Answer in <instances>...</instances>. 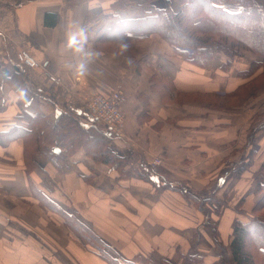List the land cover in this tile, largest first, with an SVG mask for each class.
Masks as SVG:
<instances>
[{"label": "crops", "instance_id": "0c3cea01", "mask_svg": "<svg viewBox=\"0 0 264 264\" xmlns=\"http://www.w3.org/2000/svg\"><path fill=\"white\" fill-rule=\"evenodd\" d=\"M139 1L0 0V253H16L1 264H61L39 256L59 251L42 242L49 237L41 231L42 216L26 222L21 211L5 207L8 202L37 208L51 203L60 212H47L50 230L63 228V213L73 216L123 260L140 257L142 263L134 264H185L195 255L202 264H219L222 255L232 264L231 226L247 220L261 197L255 194L254 174L264 163V91L222 110L172 98L177 93L236 95L261 75L260 69L248 71L259 58L234 69L219 52L200 68L149 33L129 34L124 41L144 48L139 70L129 58L96 50L98 39L117 21L167 7ZM166 1L171 10L179 9L177 2ZM256 2L264 13V0ZM224 8L239 11L235 3ZM46 13L54 15L53 26L44 25ZM20 50L38 67L18 64ZM120 82L126 93L125 126L116 133L99 128L86 103L93 93L107 95ZM60 113L104 137L119 158L115 167L93 162L83 150L66 154L52 147L49 156L36 142V151H30V137L16 135V127L28 128L31 115H42L53 126ZM156 158L162 161L158 166ZM63 229L72 239L63 250L79 259L87 246Z\"/></svg>", "mask_w": 264, "mask_h": 264}, {"label": "trees", "instance_id": "16d2710c", "mask_svg": "<svg viewBox=\"0 0 264 264\" xmlns=\"http://www.w3.org/2000/svg\"><path fill=\"white\" fill-rule=\"evenodd\" d=\"M176 1L179 4L176 12L167 6L153 10L141 19L117 21L110 29L104 31V35L98 39L99 42H124L129 34H157L174 51L188 57V60L197 66L204 67L217 53L228 52L227 48H229L232 50L229 51L230 53L248 51L259 58V61L251 64L250 72L259 69L264 71V13L256 0ZM225 3L239 5V11L234 13L227 11L224 8ZM54 21L52 13L44 15V25L53 26ZM31 117L32 120L27 123L28 128L16 127L17 136L30 137L29 139L33 141L29 145V147L32 145L33 149L27 148L30 151H36L37 142L40 152L49 156L53 154L50 148L55 147L62 149L66 154L83 150L84 156L89 157L93 162L110 165L112 168L119 162V158L111 152L104 137L96 133L91 134L70 115L58 114L53 126H49L42 115H31ZM255 194H261V197L253 206L250 217L245 221L236 220L231 226L228 247L232 264H251L252 254L249 246L256 250L264 262V220L255 215L258 211L264 210L262 178L257 181ZM45 206L51 211L60 212V209L51 203H46ZM62 218L81 243L92 248L98 257L108 264L136 262L137 257L128 261L118 257L112 247L73 216L63 213ZM106 251L116 257L108 255ZM184 263L202 264V261L195 255L186 257Z\"/></svg>", "mask_w": 264, "mask_h": 264}, {"label": "rangeland", "instance_id": "374dc122", "mask_svg": "<svg viewBox=\"0 0 264 264\" xmlns=\"http://www.w3.org/2000/svg\"><path fill=\"white\" fill-rule=\"evenodd\" d=\"M137 1L140 2L139 0H137ZM142 1L145 2V0H142ZM154 1L165 2L167 4V6L170 9H172L170 7V3L167 2L166 0H154ZM172 2L176 3L177 1L176 0H172ZM175 3H174V6L172 5L174 8H175ZM173 12H175V11H173ZM101 20H102V18L98 19L97 23L98 22L100 23ZM96 24L94 25V27L97 26ZM158 37L163 40V38L161 36L158 35ZM225 47H227V46H225ZM97 49L100 50L101 52L112 54V55H114L116 57H120L122 59L123 58H129L132 63H134V64L137 63V69L138 70L141 68V67H138V62L141 61L143 56L145 55L144 52H143L144 48H141V46H139L138 42L137 43H132V44H127V45H125L124 42H101V43H99L96 46V50ZM227 49L230 52L232 51L229 48H227ZM229 51L228 52H220V53H222V54H224L226 56L228 62L229 61L231 62L230 64L229 63H227V64L233 65L234 69H235V66L236 67H242L241 65L245 66V63L248 60H249V64L248 65H250L252 59H255L254 55L252 53L248 52V51H239V52L237 51L236 53L234 52V54L230 53ZM176 55L179 56L180 58L188 59V57H186V56H184L182 54L177 53ZM226 66H228V65H226ZM198 67H200V66H198ZM200 68H202V67H200ZM249 69H250V67L248 66V71H249ZM149 71H156V70L155 69H150ZM253 72H255V71H253ZM155 73L158 74L157 72H155ZM117 84L121 85V87H122L121 89H123V93H124V96H125L124 97L125 100L123 102V104H124L125 101H126L125 89L123 87L122 82L117 83ZM115 86H114V88H115ZM159 89H161V88H159ZM261 91H264V71H261V75H259L258 78L253 80V82L250 85H248L245 88H243L241 90V92L237 93L236 95H235V93H232L231 95L223 94L222 96L219 95L220 97L219 96L214 97V96H207V95L203 96V95H198V94H196V95L195 94H192V95L191 94H183V95H181V94L177 93L178 97L176 99L172 98V100L179 101V102L200 101L202 103H209L212 108H216L218 110H222V109L229 108V107L239 106L241 101L242 102L245 101L246 98L247 99H250V98L257 99V94L260 93ZM93 94H96V93H93ZM98 94H100V93H98ZM159 94H160V97L163 98V99H164V96H166V93L163 90H160ZM170 102H173V101H170ZM123 104L118 107V111H120L121 116H122V119H121V122L123 123V129H121L122 131L124 130V126H125V116H124V112H123ZM101 127H105V126H103V125L99 126V128H101ZM109 131H113V130L109 129ZM122 131L119 132V133H122ZM155 160L159 161L158 165H160L161 162H162L161 159L156 158V159L153 160V163H154ZM154 166H156V165H154ZM259 170L260 171H258L256 174H254V179H255L256 182L258 180H261V178L264 180V169H259ZM8 203L9 204L5 205V207L8 206L9 210H15V211H12V212H20L21 211V214H24V216H25L24 220L26 222L30 221L29 218L32 215H35V216L38 215L39 216V214H40L42 216V218L44 220V228H41V231H43V233L47 232L48 235H49V237H43L44 239H42V242L44 243L45 241L48 240L52 244L58 246L56 248L60 251V252L59 251L55 252L53 249L50 251V253L49 252H45V251H41L39 256L42 257V259H46V260L51 261V262L52 261H57L58 263L60 262L61 264H69L70 260H72L74 264H81V263H84V264H108L104 259L98 257V255L94 252V250H92V248H87L85 245L84 246L86 248L83 247L85 250L82 248L81 249L82 253L78 254V255H80V256H78L79 259H77L75 257V253L76 252H72L71 250L64 251L63 250V246L67 245L68 243H70L72 239L68 235L67 236L64 235L65 230L63 228H64V226L66 228H68L69 230H70V228L68 226H66V224L64 223V219H62L63 223H64L63 228L59 229V228H57V227L55 228L53 226V229L50 230L49 229L50 226L47 227L48 223L46 222L45 216L48 217L49 213L52 212V211L50 209H48L47 206H45L44 204H39L38 207L41 209L40 210L37 207L31 206L27 202H25V204L22 203V202H18V203L8 202ZM43 212H44L45 215L43 214ZM47 212H49V213H47ZM255 215L257 217H259V218L260 217L263 218V220H264V217H262V215H264V210L258 211L257 214H255ZM37 222L38 221L36 220L35 221V225L37 224ZM35 229L38 230L37 228H35ZM73 236L83 246L81 241L75 235H73ZM56 239L58 241L57 244L55 243ZM45 246L47 247L46 244H45ZM60 247H61V249H59ZM249 249H250V253L252 254L251 264H263L264 263L263 262V258L256 252V250L253 247H251V246H249ZM26 253H27V255H29L30 251L26 250ZM106 253L108 255L112 256V257H116L114 254H112L109 251H106ZM116 254H117L118 257L122 258L119 253H116ZM13 256H16V253H14L12 255H9V257H8L7 252H3V255L0 253V260L6 262L5 261L6 259H10V261H11L14 258ZM221 258H222V261H220L219 264H230V262H227L225 260L224 255H222ZM140 259H141L140 257H137L136 261L139 263ZM10 261H8V263H10ZM140 263H142V261ZM13 264H16V263L14 262ZM24 264H28L27 260L25 261Z\"/></svg>", "mask_w": 264, "mask_h": 264}, {"label": "built area", "instance_id": "2783aa9c", "mask_svg": "<svg viewBox=\"0 0 264 264\" xmlns=\"http://www.w3.org/2000/svg\"><path fill=\"white\" fill-rule=\"evenodd\" d=\"M18 64L27 66L30 69L38 67L36 60L25 50L17 52ZM121 85L117 84L115 88L107 95L93 94L86 103V108L89 114L99 121L103 126L113 130L116 133L121 132L123 123L122 116L118 107L121 106L125 100L123 89ZM159 161L155 160L153 165H158Z\"/></svg>", "mask_w": 264, "mask_h": 264}, {"label": "clouds", "instance_id": "9594fccd", "mask_svg": "<svg viewBox=\"0 0 264 264\" xmlns=\"http://www.w3.org/2000/svg\"><path fill=\"white\" fill-rule=\"evenodd\" d=\"M75 42H76V41H75V38H73L72 40H70L69 43H70V45H71V44H75Z\"/></svg>", "mask_w": 264, "mask_h": 264}]
</instances>
